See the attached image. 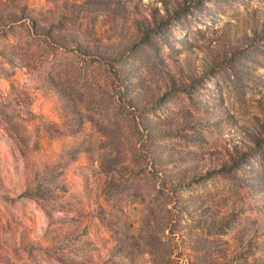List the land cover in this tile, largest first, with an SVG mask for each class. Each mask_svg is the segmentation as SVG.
Masks as SVG:
<instances>
[{
    "label": "rangeland",
    "instance_id": "rangeland-1",
    "mask_svg": "<svg viewBox=\"0 0 264 264\" xmlns=\"http://www.w3.org/2000/svg\"><path fill=\"white\" fill-rule=\"evenodd\" d=\"M0 264H264V0H0Z\"/></svg>",
    "mask_w": 264,
    "mask_h": 264
}]
</instances>
